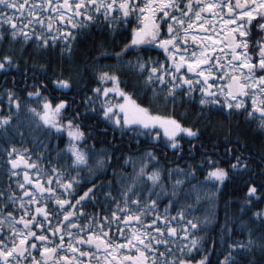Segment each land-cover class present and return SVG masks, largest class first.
Wrapping results in <instances>:
<instances>
[{
    "label": "snow or ice",
    "instance_id": "obj_1",
    "mask_svg": "<svg viewBox=\"0 0 264 264\" xmlns=\"http://www.w3.org/2000/svg\"><path fill=\"white\" fill-rule=\"evenodd\" d=\"M25 8L28 9L27 15L24 14ZM0 9V24L8 29L7 32H0V38L6 35L12 42L19 40L25 44L35 40L36 47L41 49H46L50 42L44 31L45 19L42 10L51 9L53 14H58V21L64 22L60 24L52 16H48L47 30L55 33L51 42L55 43L56 37H61L62 42L68 45L67 49L62 48V52L67 51L68 54H71L74 33L67 25H71V29L80 27L82 30L84 25L92 22L102 12L104 22L110 29H114L111 23L113 19L123 20L126 24L135 17L127 43L119 51L105 52L103 55H114L118 64L143 76L144 84L151 85L153 92L157 91L159 82L160 88L166 87L165 99L175 100L177 91H183L184 98H188L198 88V103L201 107L222 105L229 112L247 108V116L258 118L260 128L264 129V36L259 37L252 45L248 28V25L259 20L256 27L264 30V0H76L74 8L68 0H57V3L52 0H33L31 5L18 3L17 0H0ZM65 9L74 15L66 18ZM209 16L213 24L210 31H216L217 20L223 28L220 33L222 38L219 40L212 35L202 39L192 33L193 28L203 29ZM226 16L230 19H225ZM74 19L76 23H73ZM54 23L57 24L55 29ZM37 25L40 31H36ZM189 35L198 45L191 53L187 51L186 37ZM181 41L184 44L183 49ZM150 45L162 49L165 58L156 61L152 57L145 59L140 56L139 50ZM250 46L258 48V58L249 50ZM131 51H136L137 55L123 61L122 58ZM181 51L184 52L183 55H179ZM16 67L12 55L0 56V70L9 71ZM101 68L105 70L95 72L96 85L80 101L86 111L91 104L93 112L99 111L115 127L146 131L152 140H157L162 131L173 148L179 147L177 134H187L192 138L199 134L175 117L153 112L133 99L132 94L120 87V77L115 66L103 65ZM40 70H45V66L40 65ZM214 77L219 80L218 84L209 83ZM52 84L62 90L71 89L69 79H53ZM24 86L34 89L27 92V97H35L39 104L29 110L47 126V131L55 130L56 134L67 132L69 142L66 150L71 154V163L67 167H57L49 162V166L45 168L38 160L31 159L28 149L8 145L5 151L9 173L17 177L21 165L28 170L24 171L22 181L18 177L16 179L19 195L16 191L9 190L5 197V192L0 191V209L8 207L9 202L12 205L9 211L0 212V264H24L25 261L30 264H89L94 257L96 264H208L207 253L195 261L184 258L186 252L200 247V240L191 234L197 225L190 220L183 223L182 227L172 226L175 216L169 215V206L174 201L170 200L163 211L156 210L157 198L166 194L167 189L160 184L161 171L156 168L148 170L149 160L156 159L151 149L146 151L142 158L143 163L132 177V182L122 185L120 196L123 200H117L110 217L105 215L101 220L97 214H93L81 225L72 209L64 211L69 204L78 207L97 188L92 185L76 196L75 200L69 199L78 190L76 186L81 181L78 174H70L68 168L88 167L89 154L78 147L85 138V133L79 124L73 122L80 113L63 120V109L68 105L67 100L57 99L53 104L48 96L42 95V90L46 87L43 80L32 85L25 83ZM4 94L8 99L9 110L13 105L19 107L20 101L12 89L4 90ZM80 103L76 106L79 107ZM10 119V114L0 115V126H7ZM228 150L231 151V148ZM127 159L129 158L126 161ZM248 159L245 157L242 161L238 154L231 168L247 169ZM102 163L103 158L97 160L98 166ZM208 163L206 181H223L227 177L224 168L211 167V164L217 163L211 157H208ZM168 171L171 176L173 170ZM194 171L177 169L178 178L171 182L172 188L175 190L185 182L181 176L194 175ZM261 176L264 177V170L261 171ZM120 179L126 181L127 177L121 176ZM43 181H47V186ZM140 181H144V186L149 188L147 192L137 191L142 187ZM158 185L160 186L157 187ZM110 195V192L105 193V198ZM245 195L249 199L242 202L243 210L251 208L254 199H264V187L249 183ZM141 196L144 197L143 203ZM172 196H176L175 191ZM49 204L51 207H48ZM145 211H153L155 218L143 223L144 217L141 214ZM17 212L20 214L17 215ZM61 212L62 216L59 215ZM53 215L58 219L54 226ZM80 215H85L83 209ZM176 216L183 220L184 209H178ZM251 218L259 219L264 224V206L252 210ZM158 223L166 226L167 238H160L164 233L163 227H157ZM238 227L244 230L247 225L241 222ZM251 231L248 229L246 240L229 242V251L219 259L218 264H232L235 259L233 251L250 249L256 244ZM45 232L52 234V238ZM57 235L59 242L55 240ZM65 235L67 244L64 243ZM261 240L264 241V235ZM177 242L180 245L178 250L172 247ZM223 242L224 237H221V243ZM89 246L94 248V252L82 250ZM261 247H264V243H261ZM65 249L68 254H65ZM36 251L39 256L33 254ZM133 252L134 255L131 254ZM85 257L88 259L84 260Z\"/></svg>",
    "mask_w": 264,
    "mask_h": 264
},
{
    "label": "trees",
    "instance_id": "obj_2",
    "mask_svg": "<svg viewBox=\"0 0 264 264\" xmlns=\"http://www.w3.org/2000/svg\"><path fill=\"white\" fill-rule=\"evenodd\" d=\"M133 19L134 17L126 24L123 20L113 19L111 23L114 29H110L104 22L101 12L92 22L84 25L82 30L80 27L71 29V25H67L66 27L74 33L71 54L67 51L62 52V48L67 49L68 45L62 42L61 37H56L55 43L51 42L55 33L47 30L46 24L44 31L50 41L46 49L37 48L35 40L25 44L19 40L12 42L6 35L0 38V56L12 55L13 63L17 65L9 71L0 70V115L10 114L11 117L7 126H0V191L5 192V197L9 190L16 191L19 195L16 179L18 177L22 181L23 171L28 170L21 165L17 177L9 173L5 150L10 144L28 149L31 159L38 160L39 164L45 168L49 166V162L57 167H67L71 163V154L66 152L69 141L67 132L56 134L55 130L47 131V126L43 125L36 114L29 110L38 107L39 102L35 97H27V92L34 89L24 85L25 83L32 85L36 81L43 80L46 87L42 90V95L48 96L53 104L57 99L68 101V105L63 109V120L73 118L76 113H80L79 117L73 121L79 124L85 133V138L78 147L89 156L96 155L95 161L88 164V167L68 168L69 173L78 174V179L81 181L76 186L78 190L69 199L75 200L76 196L81 195L86 188L92 185L97 186L96 191L86 197L78 207L69 204L64 209V211L72 209L77 214L79 224L82 225L93 214H97L101 220L105 215L111 216L117 200H123L120 196L122 185L132 182V177L141 165V163L136 165L135 161L143 162L142 158L146 151L151 149L156 159L149 160L148 170L159 169L160 184L167 189L166 194L157 198L156 210L163 211L165 205H169V201L172 200L174 203L169 206V215L175 216L172 226L182 227L183 223L189 220L197 225L191 234L199 238L200 247L186 252L184 258L195 261L207 253L208 264H218L219 259L229 251L227 244L246 240L249 234L248 229H251V236L257 243L250 249L233 251L232 255L235 259L232 264H264V247H261V243H264L261 240V236L264 235V224L259 219H250L252 210L264 206V199L259 201L254 199L251 208L242 209V202L249 199L245 195L247 185L256 183L258 187H264V183H261L264 180L261 176V171L264 170V129L260 128L258 118L247 116V108L243 111L229 112L223 109L222 105L201 107L198 103V88L188 98H184L183 91H177L175 100L165 99L166 87L160 88L159 82L156 86L157 91L153 92L151 85L144 84L143 76L118 64L114 55H103L105 52L115 53L127 43V39L130 38L128 34L135 22ZM76 22L74 19L73 23ZM80 22L83 24L82 19ZM40 30L37 25L36 31ZM7 31L8 29L0 24V32ZM253 39L254 36L250 35L252 43H254ZM180 43L183 49V41ZM194 45L188 44L187 51ZM182 53L184 52H179V54ZM98 54L101 55L98 56ZM136 55V51H131L122 59L127 61ZM139 55L145 59L152 57L156 61L165 58L163 50L158 49L156 45L142 47ZM40 65H44L45 70H40ZM103 65L115 66L120 77V87L132 94L133 99L138 103L150 108L153 112L175 117L185 126L197 130L199 134L195 138L183 133L177 134L179 147L173 148L162 135L157 140H152L146 131L138 132L135 128L122 130L115 127L110 121L104 119L99 111L93 112L91 104L86 111L80 101L96 85L95 72L105 70L101 68ZM57 78L69 79L71 89L56 88L52 80ZM6 89H12L16 93V98L20 101L19 107L13 105L9 110L8 99L4 94ZM78 103H80L79 107L76 106ZM229 148L231 151L228 150ZM238 154L242 161L245 157L249 158L247 169L231 168ZM208 157L217 162L211 164V167H222L226 170L227 177L223 181L205 180V173L209 167ZM101 158L103 163L98 166L97 160ZM126 158L129 159L126 161ZM169 169L173 170L171 176ZM177 169H183L185 172L193 169L195 171L194 175L181 176L180 178L185 182L174 190L171 182L178 178ZM121 176L127 177V180L120 179ZM43 182L47 186V181ZM140 183L142 187L137 191L147 192L149 188L144 186L145 182L140 181ZM198 186H206L207 189L204 193L198 194L194 191ZM173 191L176 192V196H172ZM108 192L111 195L105 198V193ZM151 198L148 197V199ZM140 199L143 203L144 197L141 196ZM11 206L9 202L8 207L0 209V212L9 211ZM48 207L51 205L49 204ZM181 208L185 212L183 220L176 216L178 209ZM81 209L85 215H80ZM123 214L120 215L121 220ZM59 215L62 216L63 212ZM141 215L144 217L143 223L155 218L153 211H145ZM53 222H58L55 215H53ZM241 222L246 223V229L241 230L238 227ZM157 227H163L164 234L160 238H167L166 226L158 223ZM221 237H224L223 243H221ZM179 246V242L172 245L177 250ZM210 246L213 247L210 248Z\"/></svg>",
    "mask_w": 264,
    "mask_h": 264
},
{
    "label": "rangeland",
    "instance_id": "obj_3",
    "mask_svg": "<svg viewBox=\"0 0 264 264\" xmlns=\"http://www.w3.org/2000/svg\"><path fill=\"white\" fill-rule=\"evenodd\" d=\"M74 1H75V3H76V0H74ZM17 2H18V3H28L29 5H31V3L33 2V0H17ZM110 2H111V1H110ZM27 11H28V9L25 8V9H24V12H25L26 15H27ZM42 14L44 15V19H45V24H46V25H47V23H48V16H52V17H53V20L58 21V14H53V12H52L51 9H47L46 11H43V10H42ZM68 17H72V16L67 14L66 18H68ZM225 19H228V18L225 17ZM201 22L203 23V21H201ZM58 23L63 24L64 22H63V21H58ZM210 23H211V21H210V19H209L208 22L204 24V27H207V28H203V29H196V28H193L192 33L195 34V35H197V36H199V37H201L202 39H203V37H206V36H209V35L214 36L217 40L221 39L222 37H221L220 33L223 32V28L221 27L219 20L216 21V31H210V30L212 29V27H213V26H210ZM56 27H57V24L54 23V24H53V28H56ZM257 36H258V35L254 36V39H253V40H254V43L251 42L252 45H254V44L257 42V40H258V39H257ZM263 36H264V35H263ZM259 37H260V36H259ZM186 39H187V41H188V44H195L194 47H190V50L188 51L189 53H191L192 51L196 50V48L198 47L197 42L194 41V40H192L191 35L187 36ZM250 41H251V40H250ZM217 50L219 51L220 48L218 47ZM249 50L253 53L254 56H257V58H258V55H257V53H258V48H256V47H251V46H250V49H249ZM183 54H184V53L179 54V55H183ZM209 83L218 84V83H219V80H218L217 78L214 77V78H211V79L209 80ZM161 135L163 136V132H162V131H161ZM163 138L166 139L164 136H163ZM166 140H167V139H166ZM68 142H69V141H68ZM68 142H67V144H68ZM65 151H66V150H65ZM66 152H67V151H66ZM69 153H70V152H69ZM95 157H96L95 154L89 156V158H88V160H87V164H92L93 161H95ZM140 163L142 164L143 162H142V161H135V164H136V165H139ZM149 164H150V161H149ZM20 167H22V166H20ZM206 189H207L206 186H198L196 189H194V191H196V192L199 194L200 192H201V193H204V191H205Z\"/></svg>",
    "mask_w": 264,
    "mask_h": 264
},
{
    "label": "flooded vegetation",
    "instance_id": "obj_4",
    "mask_svg": "<svg viewBox=\"0 0 264 264\" xmlns=\"http://www.w3.org/2000/svg\"><path fill=\"white\" fill-rule=\"evenodd\" d=\"M110 1H111V0H108V2H110ZM52 2H53V3H57V0H52ZM68 2H69V4H71V5L73 6V8H74V6H75V1H74V0H68ZM193 2H195V0H193ZM64 11H65V13H67L68 15H71V16L74 15V13H70V12H68L67 9H65ZM226 17H227V16H226ZM227 18L230 19V17H227ZM209 19H210V21H211L210 26H213V24H212V19H211L210 16H209ZM133 20H135V17H134ZM259 22H260L259 20H256L255 23H252V24L248 25V28H249V34L252 35V36H256V35H258V36H257V39L259 38V36L261 37V36L264 35V30H260V29H258V28L256 27V24L259 23ZM230 26H231V27H234V25H230ZM204 28H207V27H204ZM23 172H24V171H23ZM22 174H23V173H22ZM22 176H23V175H22ZM19 214H20V213L17 212V215H19ZM54 224H55V222H53V226H54ZM65 228H66V226H65ZM45 234H46V235H49L50 238H52V234L47 233V232H45ZM59 239H60V238H59V236L57 235V236L55 237V240H56L57 242H59ZM64 243H65V244L68 243V240H67V236H66V235L64 236ZM82 250H87V251H90V252H94V248H93L92 246H89L87 249H82ZM33 254L39 256V252H38V251L34 252ZM65 254H68L66 249H65ZM87 259H88L87 257L84 258V260H87ZM24 264H30V262L25 261ZM89 264H96V259H95V257H94L91 261H89Z\"/></svg>",
    "mask_w": 264,
    "mask_h": 264
}]
</instances>
